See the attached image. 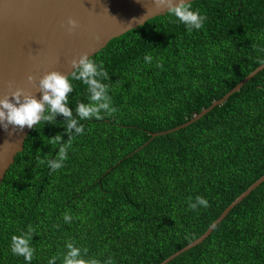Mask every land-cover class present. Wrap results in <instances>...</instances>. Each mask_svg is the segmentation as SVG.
<instances>
[{
  "label": "trees",
  "instance_id": "trees-1",
  "mask_svg": "<svg viewBox=\"0 0 264 264\" xmlns=\"http://www.w3.org/2000/svg\"><path fill=\"white\" fill-rule=\"evenodd\" d=\"M191 6L206 17L202 29L189 33L167 13L92 58L108 73L102 82L113 115L101 109L104 119L81 120L76 107L90 103V92L72 80L71 119L84 133L69 132L63 115L34 127L0 187V264H26L12 254L11 237L29 226L31 264L53 256L63 264L68 242L85 264L110 257L161 264L264 176V71L200 121L152 136L186 124L264 64V0ZM57 136L73 139L64 167L52 171L47 161L58 155L61 145L50 141ZM197 196L208 207L190 210ZM169 264H264V183L204 243Z\"/></svg>",
  "mask_w": 264,
  "mask_h": 264
},
{
  "label": "water",
  "instance_id": "water-1",
  "mask_svg": "<svg viewBox=\"0 0 264 264\" xmlns=\"http://www.w3.org/2000/svg\"><path fill=\"white\" fill-rule=\"evenodd\" d=\"M197 0H191L195 2ZM179 3L180 0H174ZM187 2V0H186ZM169 9L157 7V0H0V99L12 98L16 89L42 98L39 81L51 71L65 76L74 72L72 60L84 53L95 57L113 40L165 16ZM76 19L79 28L69 31L68 21ZM264 71V64L221 100L184 125L155 133L153 138L185 129L200 121L216 107ZM33 79L29 81L28 77ZM33 128L0 127V187ZM139 149L138 151H140ZM264 183V176L233 202L209 230L192 244L161 264H169L204 243L227 216Z\"/></svg>",
  "mask_w": 264,
  "mask_h": 264
},
{
  "label": "clouds",
  "instance_id": "clouds-1",
  "mask_svg": "<svg viewBox=\"0 0 264 264\" xmlns=\"http://www.w3.org/2000/svg\"><path fill=\"white\" fill-rule=\"evenodd\" d=\"M157 7L168 8L171 16L175 17L176 21L183 24L191 33L193 30L203 28L206 17L201 15L198 10H193L191 0H180L177 4L174 0H157ZM69 31L75 32L79 28V22L76 19L68 21ZM145 60L151 62L152 57L146 56ZM72 66L75 69L71 77L65 76L59 71H51L47 73L39 81V87L43 95L41 99L35 96L25 94L24 89H16L12 92V98L0 99V127L7 129L9 126H14L19 129L25 127L33 128L41 122L52 123L57 115H63L70 118L68 131L72 128L76 129L77 133H84V126L79 125L76 119H71L73 116L72 108L69 106L68 94L74 91L72 80L81 81L88 86L90 103H80L76 107V113L81 120H96L104 119L101 109L107 112L108 116L113 115L117 109L112 105V97L108 95L109 85L102 80L109 79L108 73L102 65H98L88 53H84L78 59L72 60ZM157 67L162 68L163 64H157ZM100 78V79H98ZM29 81L33 78L28 77ZM47 113V114H46ZM72 137L68 143L63 141L60 136L52 138L51 144H59L58 155L55 159L47 161L48 167L52 171H56L64 167V162L67 160V149L71 146ZM44 163V161H40ZM200 207H208V201L202 196H197L195 201L191 198L188 200V208L193 211H198ZM72 217L67 213L64 215V220L70 222ZM33 236V228L28 227L26 232H21L20 235L11 237V252L15 256L24 258L26 264H31L35 249L31 246ZM68 249L63 258V264H85V260L81 255V249L74 246L72 242L66 244ZM87 250L84 249L86 254ZM57 257L53 256L48 264H56ZM88 264H99L95 259L89 260ZM104 264H115V261L110 257Z\"/></svg>",
  "mask_w": 264,
  "mask_h": 264
}]
</instances>
